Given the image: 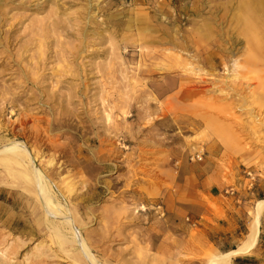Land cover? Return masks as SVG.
Instances as JSON below:
<instances>
[{
    "label": "rangeland",
    "instance_id": "rangeland-1",
    "mask_svg": "<svg viewBox=\"0 0 264 264\" xmlns=\"http://www.w3.org/2000/svg\"><path fill=\"white\" fill-rule=\"evenodd\" d=\"M241 11L238 0H0V147L36 154L62 206L46 216L0 168V264H207L224 249L211 220L224 197L244 242L264 199V95L231 67ZM224 48L229 71L197 63ZM187 81L188 113L167 112ZM243 256L264 264V211Z\"/></svg>",
    "mask_w": 264,
    "mask_h": 264
},
{
    "label": "bare ground",
    "instance_id": "bare-ground-1",
    "mask_svg": "<svg viewBox=\"0 0 264 264\" xmlns=\"http://www.w3.org/2000/svg\"><path fill=\"white\" fill-rule=\"evenodd\" d=\"M260 6L258 9L253 8L250 4V0H238L240 9L242 10L239 16L242 24L241 35L244 38V53L242 59L234 63L231 67L235 68L243 79L247 80V83H241L240 88L251 89L256 80L258 82L255 88L259 89L260 95H264V0H258ZM219 56L214 51L206 52L205 57L198 59L197 63L203 62L210 65V68L215 69L216 65H221L224 68L230 70V65L227 63L234 55L233 50L230 48H224L220 50ZM198 70H193L194 74L199 73ZM202 73H199V75ZM198 75V74H197ZM251 82V83H250ZM190 81L180 82L176 94H174V101L171 106L167 108V112H174L184 116V113H188L184 108L186 102L185 98H189L193 95L192 91L186 90L190 85ZM176 88L174 85H169L160 88V93H166ZM252 90V89H251ZM254 92V91H253ZM38 156L31 153L25 146L20 145L14 141L6 142L5 145L0 147V168L5 171V174L9 177L3 182L8 187H20L22 190L33 193L38 197L41 202V206L47 214L50 216V212L55 215L61 216L59 207L62 208L59 201L55 203L52 195V190L49 182L46 179L45 174L39 170L36 165V158ZM48 166L53 165V161H48ZM4 180V179H3ZM64 183H66L64 181ZM72 185L66 183L63 194L72 193ZM59 189V187H57ZM60 192H62L60 190ZM264 211V199L257 200L253 208L252 221L250 224L249 232L244 242L237 248L227 251L213 254L207 260V264H231L232 259L237 256L246 255L251 253L258 240L260 216ZM67 227L72 231V224L68 221H64ZM54 239L59 245L69 243L61 231L60 226H50ZM75 241V237L72 240ZM83 252H88L86 245L81 243Z\"/></svg>",
    "mask_w": 264,
    "mask_h": 264
},
{
    "label": "crops",
    "instance_id": "crops-1",
    "mask_svg": "<svg viewBox=\"0 0 264 264\" xmlns=\"http://www.w3.org/2000/svg\"><path fill=\"white\" fill-rule=\"evenodd\" d=\"M225 201L222 202V210H223V217L218 218V220L214 217L211 218L212 223L216 224L217 226L221 224V227L218 226L217 233H223L224 236L221 238L223 243L220 244L219 247L224 248L222 252H227L233 250L239 246L238 241H240L242 234L239 232L238 236L233 237V235L237 234V227L234 225L235 220V212H237V202L233 197H224ZM220 221H222L220 223ZM249 259L244 257L243 255L237 256L235 259Z\"/></svg>",
    "mask_w": 264,
    "mask_h": 264
},
{
    "label": "trees",
    "instance_id": "trees-1",
    "mask_svg": "<svg viewBox=\"0 0 264 264\" xmlns=\"http://www.w3.org/2000/svg\"><path fill=\"white\" fill-rule=\"evenodd\" d=\"M249 260L247 259H234V264H247Z\"/></svg>",
    "mask_w": 264,
    "mask_h": 264
},
{
    "label": "built area",
    "instance_id": "built-area-1",
    "mask_svg": "<svg viewBox=\"0 0 264 264\" xmlns=\"http://www.w3.org/2000/svg\"><path fill=\"white\" fill-rule=\"evenodd\" d=\"M199 159V157H197Z\"/></svg>",
    "mask_w": 264,
    "mask_h": 264
}]
</instances>
